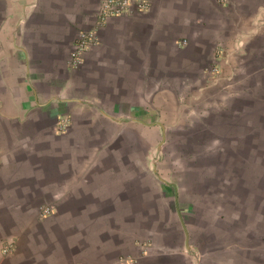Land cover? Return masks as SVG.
Instances as JSON below:
<instances>
[{
	"label": "crops",
	"instance_id": "0c3cea01",
	"mask_svg": "<svg viewBox=\"0 0 264 264\" xmlns=\"http://www.w3.org/2000/svg\"><path fill=\"white\" fill-rule=\"evenodd\" d=\"M98 5L0 0V264H264V0H150L71 70Z\"/></svg>",
	"mask_w": 264,
	"mask_h": 264
},
{
	"label": "built area",
	"instance_id": "2783aa9c",
	"mask_svg": "<svg viewBox=\"0 0 264 264\" xmlns=\"http://www.w3.org/2000/svg\"><path fill=\"white\" fill-rule=\"evenodd\" d=\"M150 8V0H99V5L95 14L94 27L90 30L80 31L74 41L69 53L68 67L69 69L78 68L84 59L87 50L95 47L99 43L97 29L104 26L109 19L122 17L134 13H144ZM186 40H180L179 45H185ZM53 213V208L44 205L40 209V215L47 217ZM15 245L12 243L3 251L4 255L13 252Z\"/></svg>",
	"mask_w": 264,
	"mask_h": 264
},
{
	"label": "rangeland",
	"instance_id": "374dc122",
	"mask_svg": "<svg viewBox=\"0 0 264 264\" xmlns=\"http://www.w3.org/2000/svg\"><path fill=\"white\" fill-rule=\"evenodd\" d=\"M211 67H212L211 73H213V75L218 79V77H219V75L221 73L219 66L218 65H213Z\"/></svg>",
	"mask_w": 264,
	"mask_h": 264
}]
</instances>
